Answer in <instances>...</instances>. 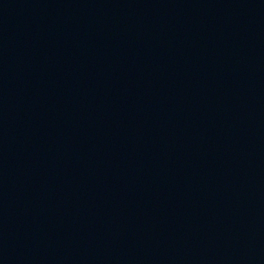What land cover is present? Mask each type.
Masks as SVG:
<instances>
[{
	"label": "water",
	"instance_id": "1",
	"mask_svg": "<svg viewBox=\"0 0 264 264\" xmlns=\"http://www.w3.org/2000/svg\"><path fill=\"white\" fill-rule=\"evenodd\" d=\"M0 264H264V0H0Z\"/></svg>",
	"mask_w": 264,
	"mask_h": 264
}]
</instances>
